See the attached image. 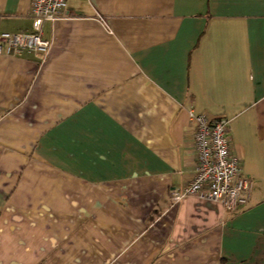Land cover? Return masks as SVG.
<instances>
[{"label":"crops","instance_id":"obj_1","mask_svg":"<svg viewBox=\"0 0 264 264\" xmlns=\"http://www.w3.org/2000/svg\"><path fill=\"white\" fill-rule=\"evenodd\" d=\"M41 29L0 54V264H264V0H66ZM189 112L228 118L246 203L172 199Z\"/></svg>","mask_w":264,"mask_h":264},{"label":"built area","instance_id":"obj_2","mask_svg":"<svg viewBox=\"0 0 264 264\" xmlns=\"http://www.w3.org/2000/svg\"><path fill=\"white\" fill-rule=\"evenodd\" d=\"M65 1L31 0L32 31L0 32V54L44 53L49 41L42 36V23L62 16ZM189 120L193 123L194 172L183 187L171 191L172 199L178 201L193 195L218 202L226 209L246 203L251 181L241 172V156L230 150L228 118L189 112Z\"/></svg>","mask_w":264,"mask_h":264}]
</instances>
